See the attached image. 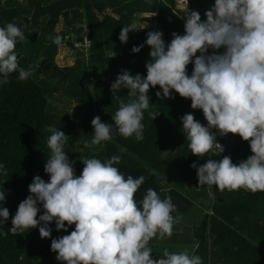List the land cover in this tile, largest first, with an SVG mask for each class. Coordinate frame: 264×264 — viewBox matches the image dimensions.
<instances>
[{
  "label": "trees",
  "instance_id": "obj_1",
  "mask_svg": "<svg viewBox=\"0 0 264 264\" xmlns=\"http://www.w3.org/2000/svg\"><path fill=\"white\" fill-rule=\"evenodd\" d=\"M213 5L214 0H188V8L198 11L202 21ZM181 15L182 10L170 8L167 0H0V27L11 22L22 29L26 39L17 41L15 51L20 66L32 73L27 81L12 73L8 83L0 84V164L4 166L0 191L5 192L3 207L10 212L8 221L0 226L8 232L0 236V264H59L52 258L51 240L73 230L74 225L67 232L57 231L53 221L48 225L50 238L42 239L38 228L19 235L9 232L18 204L30 194L28 185L33 177L40 175L47 182L44 164L50 157L49 125L68 136L64 151L75 172H82L84 159L104 161L120 155V163L114 166L125 178L145 177L135 194L137 202L152 188L161 199L171 196L176 206L172 215L178 223L198 215L190 230H173L171 238L161 240L162 248L175 244L183 250L189 247V253L199 255L203 264H264V192H220L215 186L209 191L207 186H198L196 169L191 167L225 155L238 164L252 154L249 143L228 134L222 137L226 146L222 157L210 152L199 158L191 154L181 117L191 113L204 122L202 110H193L190 99L175 92L174 98L158 99L155 93L159 86L151 88L150 106L142 120V141L114 134L112 140L100 145L90 143L92 118L99 116L102 122L112 123L111 117L118 110L110 87L121 70L146 76L150 52L145 44L147 32L161 31L167 45L173 32L184 34ZM133 23L137 31L130 32L127 43L122 44L118 39L121 28ZM59 25L62 28L58 31ZM57 35L62 37L61 44L75 51L70 66L57 64L59 45L53 42ZM141 44L144 47L139 53H131L133 46ZM216 51L220 54L223 49ZM192 70L190 63L189 76ZM127 91L121 89L116 95L127 101ZM58 93L62 101L77 103L72 116L54 110L52 103L59 100ZM150 111L159 115L152 120ZM85 141L90 146L86 147ZM121 148L125 151L120 152ZM38 206L37 218L43 214L42 205Z\"/></svg>",
  "mask_w": 264,
  "mask_h": 264
},
{
  "label": "clouds",
  "instance_id": "obj_2",
  "mask_svg": "<svg viewBox=\"0 0 264 264\" xmlns=\"http://www.w3.org/2000/svg\"><path fill=\"white\" fill-rule=\"evenodd\" d=\"M176 2L174 9L183 12L180 17L185 21L184 34L173 32L166 45L161 31L147 32L145 44L150 52L146 76L121 70L110 87L118 110L111 117L112 123L102 122L99 116L92 118L90 143L100 145L112 140L114 134L142 141L149 90L159 86L160 91L155 93L158 99L174 98L175 92L190 99L193 110H202L207 126L191 113L181 117L182 132L194 156H207L214 148L219 149L217 154L223 152L217 135H238L249 143L252 154L238 164L227 155L220 160L207 159L199 167L193 163L198 186H207L209 191L215 186L220 192H264V0H214L203 21L198 11L188 8V0H183L181 8ZM135 31L134 23L122 27L119 41L127 43L129 33ZM25 39L15 23L0 27V84L8 83L12 73H18L20 81L32 75L20 66L15 51L17 41ZM53 42L60 45L62 37L57 35ZM143 47L133 46L131 53H139ZM220 49L223 52L217 54ZM208 50H213L212 54H207ZM115 55L113 52L112 57ZM190 63L193 70L189 76ZM121 89L128 90L127 101L116 95ZM158 115L149 112L152 120ZM46 131L51 133L47 139L50 157L44 164L49 179L46 182L40 175L33 177L28 185L30 194L11 218V234L38 228L40 237L46 239L51 237L48 225L53 221L57 231L67 232L75 225L70 234L51 240L50 250L56 253L59 264H203L199 255L187 249H164L159 258H152L150 241L171 238L177 222L170 195L161 199L157 191L148 188L137 202L135 194L145 177L125 178L114 166L120 163V155L104 161L84 159L83 170L77 176L64 151L68 136L52 125ZM85 146H90L88 141ZM4 202L5 192L0 191V226L10 216ZM38 205L43 208L39 218ZM7 235L0 227V236Z\"/></svg>",
  "mask_w": 264,
  "mask_h": 264
},
{
  "label": "rangeland",
  "instance_id": "obj_3",
  "mask_svg": "<svg viewBox=\"0 0 264 264\" xmlns=\"http://www.w3.org/2000/svg\"><path fill=\"white\" fill-rule=\"evenodd\" d=\"M61 28H62V25H59L58 31ZM75 46H77V45H75ZM74 53H75V51L69 50L64 44H60L59 50H58V55L56 58L57 64L62 66V67L72 65L74 63V57H75ZM57 97L59 100H55L52 103L54 110H57L56 113H58L60 115L72 116L73 110L76 107L77 103L69 102V101H65V100L62 101L60 93L57 94ZM72 134H73V131H72ZM75 174L77 176H79L81 174V172H75ZM48 179H49V176H48ZM48 179H47V181H48ZM194 223H196V222L192 218H184V220H180L179 226L183 227L184 229L190 230L192 228V226L194 225ZM74 227H75V225L73 226V230H74ZM62 236H64V235H61L60 237H62ZM188 248L189 247H187L186 249L190 252V249H188ZM183 249L184 248L181 247L180 244H175L173 246H169V248H168V250L170 252H179V251H182ZM163 251H164V248H162V246H158L156 248V253L159 256H161L163 254ZM55 256H56V253H53L52 258H53V260L56 261ZM152 258L155 259L153 254H152ZM56 262H58V261H56Z\"/></svg>",
  "mask_w": 264,
  "mask_h": 264
},
{
  "label": "built area",
  "instance_id": "obj_4",
  "mask_svg": "<svg viewBox=\"0 0 264 264\" xmlns=\"http://www.w3.org/2000/svg\"><path fill=\"white\" fill-rule=\"evenodd\" d=\"M182 2L183 0H177L176 2V7L177 8H181L182 6ZM213 52V50H212ZM212 52H210V54H212ZM203 122H204V125L207 126V121L204 119L203 117ZM211 131L215 132L216 130L215 129H212ZM218 138V135L216 137V139ZM217 142L222 146L223 148V152L217 154L219 152V149L218 148H214L210 153L214 154V155H218V156H221L225 153V150H226V146H225V141L224 139L220 136V138L217 139Z\"/></svg>",
  "mask_w": 264,
  "mask_h": 264
},
{
  "label": "crops",
  "instance_id": "obj_5",
  "mask_svg": "<svg viewBox=\"0 0 264 264\" xmlns=\"http://www.w3.org/2000/svg\"><path fill=\"white\" fill-rule=\"evenodd\" d=\"M193 208L195 209L196 207L194 206ZM197 211H199V206L197 207ZM263 218H264V216H263ZM194 220L195 221H198V215L195 216ZM174 226H175V228L173 227L174 233H176V232H179L180 233L181 232L180 230L184 229L183 227H180L179 226L178 221H177V224L176 223L174 224ZM160 242H161V240H159V239H157V241L156 240H152V242L150 241V247H152V249H153L152 254L154 255V258L155 259L159 258V255L156 253V248L158 246H160L159 245Z\"/></svg>",
  "mask_w": 264,
  "mask_h": 264
},
{
  "label": "water",
  "instance_id": "obj_6",
  "mask_svg": "<svg viewBox=\"0 0 264 264\" xmlns=\"http://www.w3.org/2000/svg\"><path fill=\"white\" fill-rule=\"evenodd\" d=\"M169 3L170 8L174 9L175 8V0H167Z\"/></svg>",
  "mask_w": 264,
  "mask_h": 264
}]
</instances>
